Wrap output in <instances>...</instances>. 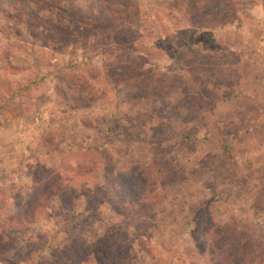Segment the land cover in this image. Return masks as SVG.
Instances as JSON below:
<instances>
[{
  "label": "rangeland",
  "instance_id": "1",
  "mask_svg": "<svg viewBox=\"0 0 264 264\" xmlns=\"http://www.w3.org/2000/svg\"><path fill=\"white\" fill-rule=\"evenodd\" d=\"M106 248L264 264V0H0V264Z\"/></svg>",
  "mask_w": 264,
  "mask_h": 264
},
{
  "label": "trees",
  "instance_id": "2",
  "mask_svg": "<svg viewBox=\"0 0 264 264\" xmlns=\"http://www.w3.org/2000/svg\"><path fill=\"white\" fill-rule=\"evenodd\" d=\"M105 6H107V4ZM134 173L140 176V178L143 181V185L145 189L142 193L133 187V182L131 178L124 174L118 177L111 178V187H110V190H112V195L110 194L111 203H113L119 209L122 208V210L125 211L129 210L131 212L132 209L142 210L148 205V199L150 198L151 192H153L154 189L147 190V186L152 185V187H154V182L150 183V180L152 178L156 179V177L154 176L151 177L154 173L151 171L148 172L147 176H145V173L142 174H140L141 172L138 173L137 169H134ZM117 244L119 245V249H120L119 253L124 254V248L122 247V245H120L119 242H117ZM110 253H112L111 249L108 248L104 249L103 252L101 253V258H98L97 261L100 264H109L107 263V260L108 257L110 256ZM113 264H127V263L125 262L124 259L118 260V258H116ZM223 264H241V263L232 261V262H224Z\"/></svg>",
  "mask_w": 264,
  "mask_h": 264
}]
</instances>
